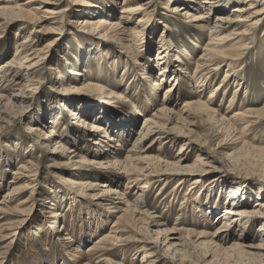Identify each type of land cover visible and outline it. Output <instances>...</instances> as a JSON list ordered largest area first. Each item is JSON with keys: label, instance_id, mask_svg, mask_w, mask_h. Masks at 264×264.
<instances>
[{"label": "rangeland", "instance_id": "1", "mask_svg": "<svg viewBox=\"0 0 264 264\" xmlns=\"http://www.w3.org/2000/svg\"><path fill=\"white\" fill-rule=\"evenodd\" d=\"M58 1L60 5L41 4L37 0H0V8L20 4L26 10L21 13L0 9V70L10 63L22 72L23 80L20 86L10 85L6 89H3L6 84L0 86V264H237L235 260L228 262L222 253L218 258L214 254L205 255L207 246L199 245L196 237L188 240L183 231L206 230L211 237L222 225L220 218L229 206L226 197L233 188H242L241 194L250 206L264 200L260 195L264 194V23L256 29L254 42L250 34L242 43L231 40L224 46L230 52H237L243 51L245 44L249 45L243 54L239 75L227 85L225 94L220 92L213 99L218 109V118L214 121L207 114L179 115L184 101L195 96L191 93L197 89L198 81L191 77L196 60L210 38L208 32L192 26L188 18L168 11L169 6L180 5L177 0L151 1L150 13L138 29L139 36L135 37L132 50L117 39L106 38L108 35H91L81 28L87 16H102L97 0H90L92 5L85 0ZM111 1L112 10L108 9L111 20L122 21L124 0ZM236 5L224 13L211 10L208 14L211 28L214 29L216 15H231ZM41 6L61 12L49 14L39 9ZM202 6L197 12L208 11L205 4ZM31 9L37 15H26ZM139 16L133 17L129 28L136 27ZM45 26V31H34ZM227 32H222V36ZM29 35L37 36L33 48L25 53L19 51L16 56L23 38ZM163 38L172 45L165 58L170 62L169 69L178 68L173 75L180 77L177 83L173 76L161 88H155L153 81L160 75L156 61ZM36 49L41 52L40 62L30 79L25 75L28 63L21 59ZM101 52L107 55L100 56ZM176 56L183 61L181 66ZM99 67H103V72H99ZM227 69V66L222 68L203 91L202 101L209 99ZM169 74L172 72H168V77ZM89 83L98 84L101 89L93 91L86 87ZM171 84L176 89L172 91V103L167 104L170 110L164 116L167 120L163 128L176 139L163 140L162 144L158 139L152 150L140 154L133 147L137 133L145 117L162 106ZM238 85L246 88L236 97L233 107L230 101ZM246 110L245 121L216 129L218 119L228 120L235 112ZM58 115L62 117L56 123ZM121 119L130 124L122 137L115 128ZM94 123L116 138L100 157L93 154L102 151L103 146L95 142L107 141L103 137L107 134L91 132ZM54 127L56 137L51 141L45 139ZM84 130L87 135L91 134L87 136L92 140L91 146L81 139ZM57 141L69 151H80V156L87 157V164L74 165L72 162L77 158L71 160L73 155L67 150L56 152ZM182 144L184 149H180ZM118 149L122 151L120 159L135 153L132 165L147 166L146 161L137 158L146 155L153 159L149 168L156 166L167 174L151 175L147 178L148 184L144 177L138 183H129V176L122 170L105 163ZM198 154L208 163L206 166L193 169L192 173L183 174L178 170L175 164L178 156H188L180 164L188 166ZM153 157L160 161H154ZM20 164L35 169L30 179H17L21 172L26 174L19 169ZM131 176L133 179L136 175ZM68 179L77 183H69ZM83 180L96 186L78 185ZM107 180H112V185ZM105 182L117 193H105L102 187ZM143 184L146 187L139 188ZM193 194L197 199L191 202ZM129 206L132 223L119 224L118 217ZM202 208L213 211L207 225L200 212ZM262 225L263 220L259 219L244 223L242 229L232 228L235 238L225 237V241L219 239L216 243L224 249L238 243L247 245L246 249L253 254L238 264H264V251L257 249L264 244ZM176 226L183 231L166 232ZM243 235L241 241L239 238ZM68 236L70 239H65ZM108 236L113 239L104 241V249H92ZM209 239L202 238L199 242Z\"/></svg>", "mask_w": 264, "mask_h": 264}, {"label": "bare ground", "instance_id": "2", "mask_svg": "<svg viewBox=\"0 0 264 264\" xmlns=\"http://www.w3.org/2000/svg\"><path fill=\"white\" fill-rule=\"evenodd\" d=\"M37 1L41 2V4H43V3H49L51 5H60L61 4V2L58 0H37ZM85 1H86V3L89 2L90 5L94 4V3L90 2V0H85ZM92 1H94V0H92ZM151 1H153V0H150L149 2H143V0H124L123 6H122V17L120 18V19H122V21L114 22L111 20L110 15L108 14V11L112 10V3H111L112 1L111 0H97L96 2L99 4V6L98 5L97 6H98V8H100L102 10V12H101L102 16H98L97 18L90 17V15H89V17L87 16L82 21L81 25L82 24H84V25H82L81 28L90 32L91 35L95 34V33L99 34V37H104V36L108 35L109 37H106V38H108V39L111 38V39H115V40L117 39L126 48H130V47L132 48L134 45L133 43H134L135 37L139 36L138 32H140V30H138V29L143 27L144 18L147 17L150 13L149 12L150 10H148V9L151 6ZM177 1L180 3V5L169 6L168 11H170L174 14H180L183 16V18L184 17L188 18L189 21L193 22V24H191L192 26L196 27L197 29H199L202 32H205V33L208 32L209 38H210V42L205 45V48H202L203 54L196 60V64L194 63L195 64V69L193 72L194 75H192L191 78L198 81V82L196 83L197 89L191 93V96H193V95H195V96L184 101L183 107H181V111H179V113H180L179 115L182 116L184 114H187V116H188V115H191L192 113L207 114V116L210 120L215 121L216 118H218V109H216L214 107L213 103H215V101L213 99H214V97L218 96V94H220V92L225 94V90L228 87L227 85H229L230 81H232L234 79V77H237V75H239V73L241 71L240 70L241 64L243 61V54L245 53V49H247L249 47L248 44H245V46L243 47V51H240L241 50L240 49L237 52H230L228 50V48H224V46L226 44H228L227 41H231V40H236L237 42L242 43L243 41L248 40V35H250V34L252 35V38L251 37L250 38L254 42V39H255L254 36L257 32L256 29L258 28L260 23H262V24L264 23V0H177ZM241 3H248V4H241ZM202 4H205V9L208 10L207 12H197L199 9L204 8V6H202ZM234 4H237V5L233 9V13L231 15L218 14L215 16V23L213 26L214 29H212L211 26L209 25V21H208V20H210L209 15H208L209 12L211 10H213L214 12L219 11L221 13H224L225 11H228L229 7L233 6ZM40 8L44 9V6L39 7V9ZM0 9H2V10H13V11L17 10V12H21V13L26 11L24 9V7H22L20 4L15 5V6H11V5L2 6ZM55 10H58V9H46V8L44 9V11L49 13V14H56L57 15L58 13L61 12L60 10H58V11H55ZM194 10H196L195 11L196 13H193ZM27 12H29V13L26 15H37L36 13L34 14L35 11L33 12L32 9L27 11ZM91 12H89V13L91 15H93L94 11H91ZM137 15H140V16L138 18V21L135 22L137 24L136 27L129 28L128 24H130L133 17L137 16ZM40 21L41 20H39V22ZM121 24H124V25H121ZM54 28H52V29H54ZM242 28H244V29H242ZM44 29H47L46 26L41 27L40 29H37V30L35 29L34 31L41 32V31H45ZM224 31H228V32L226 33V35L222 36V34H223L222 32H224ZM36 38H37L36 35H29L27 37H24L22 42L20 43V46L18 47L16 56L20 53L19 51H22V53H25L29 49L33 48V46H34L33 43L35 42ZM160 42H161V45L159 46L157 61H156L157 67L160 69V72H159L160 75L157 77V79H154V81H153L155 88H161L167 82L168 79L173 78V76H174L173 74L176 73V70L178 69V68L169 69L170 62H169V60L165 59L169 55L168 54V52H169L168 48L170 46H172L170 41L167 40L165 42L164 38H163V41L160 40ZM224 42H227V43H224ZM131 48L129 50H132ZM137 50H138V48H137ZM99 51L100 50L98 49V52ZM133 52H134V49H133ZM32 54H35V55L33 57H31ZM100 54H101L100 56H103V54L107 55V52H103V53L101 52ZM40 55H41V52L38 49H36L31 54H26L21 59L23 62L28 63V65L26 66V70L28 73H25V75H27L28 77H31V75L33 76V73L35 72L34 69H36V66L40 62V58H39ZM103 58H101V59H103ZM188 58L190 59V57H188ZM175 60L180 62L178 66L182 65L183 61L179 57L176 56ZM113 61L115 63L116 60L114 59ZM225 66H227L228 69H227V71H225L223 80L216 85V88H214L213 91L210 92L209 99L206 101H202L200 96L203 94V91L212 83L211 81L216 78L218 72L222 68H224ZM99 70H100L99 72H103V67H99ZM180 70L182 71L183 69H180ZM0 72L2 73V77L0 76V86H3L4 84H6L3 87V89H6L10 85H16V86L22 85V83H23L22 72H20V70H18V69H14V66H12L10 63L7 64L6 68L3 67L0 70ZM168 72H172L171 76L169 74V77H168ZM73 74H79V73L73 71ZM179 77H180V75L174 76L175 83H177V80H179ZM30 79H33V78L31 77ZM85 85H87L86 87H89V89L91 88V90H93V91L95 88L101 89V88H99L98 84L89 83V84H85ZM170 86L171 87L166 89L165 97L163 99L164 102H163L162 106L157 108V111H155L153 113V115L145 117L142 128L137 133L138 137H137L136 142L134 143L133 147H137L139 149L140 154H143V152H148V151L152 150L154 148V145H153L154 141H157L158 139H159V141L161 140V144H162L163 140L165 142H170V141L176 139L174 137V135H171L169 131H167L166 129L163 128V125H164L165 121L167 120L166 118H164V116L166 114H168V112L170 110V109H168L167 106H169V105H167V104L172 103V96H174V93L172 91H174L175 87L172 84ZM245 88H244V85L243 86L238 85L235 88L233 97L230 101V106H233V103L235 102L236 97ZM91 90H89V91H91ZM247 92H248V89L246 90V93ZM197 97H199V98H197ZM65 109H67V111L69 110L68 108H65ZM247 113H248L247 110L245 112L237 111V112H235V114H233L231 116V119H228V120H226V117H222V118L217 120L215 127H216V129L219 128V130L221 128L226 129V127H228L230 124L232 125L233 123L235 124V122L238 123L242 120L245 121V117H246L245 115ZM61 117H62L61 115H58L57 118L55 119L56 120L55 122L56 123L59 122V119ZM126 118H128V117L125 116L124 119L127 120ZM177 120H178V117H177ZM225 120L228 121L229 123H226ZM231 120H233V121L231 122ZM82 121L84 122V120H82ZM226 124H228V125H226ZM129 125L130 124H128L127 122H124L123 119L120 120L119 125H117L115 127L117 129V132L120 133L119 136L122 137V135H124L127 132V128ZM246 126L247 125L245 124V127H243V131L246 129ZM112 128H114V127H112ZM90 131L93 133H96V135H100L101 132L107 134V130H105L104 127H101V125H99V123L92 124V128L90 129ZM83 134L81 135V139H83V142H84V140H85V142H87V144L85 143L86 145L91 146L90 141H92V140L87 137V136L90 137L91 134L87 135L88 133L86 132V130H84ZM52 137H56L55 127L52 128V133L49 136H47L45 139L51 141ZM103 137H106L107 141H103V140L97 141L98 140L97 139L95 142V144H97L99 147L103 146V148L101 147L102 151H97V152L95 151V153L93 154L95 157H100L102 154L105 155L107 153V151H105V150H108L107 148L112 146L111 142L114 141V139L116 140V138L109 136L108 134H107V136L103 135ZM148 140H149V144L147 143V145H146V142ZM118 145H120V144H118ZM55 147L57 149L56 152H62L64 150L65 151L67 150L70 155H73V157H71V160L74 158H77L78 161H75L77 159H75L73 162L71 161L74 165H77V164L85 165V164H87V162H85V161H88L87 157L82 156V155L80 156L79 155V154H81L80 151H78L77 153L74 150L69 151L63 143L58 142V141L56 142ZM180 149H184L183 144L181 145ZM120 150L121 149H118L117 151L115 150L116 151L115 154L113 153L114 157L111 159L109 158V161H105V163H108V165H112L114 168L118 167L120 170H122V172L125 174V176H129L128 177L129 183H138V182L142 181L143 177H144V180L146 181L145 184H148L149 182H148L147 178L150 177L151 175H153V176H161L162 175L163 176V175L167 174L165 171L162 172L161 169H156V166H152V168H149V166L151 165L150 161L153 159H151V157H148L146 155L139 156L137 158H140L141 160L146 161L147 166L143 165V166L139 167L138 165H134L135 164L134 161L136 160V158H133V156L135 153H131V154L127 155L124 160L120 159V155L122 153V151H120ZM129 151H131V149ZM182 151H184V150H182ZM87 152H89V151H87ZM89 153H91V152H89ZM177 154H179V153H177ZM178 157H179V159L177 160V162L175 164L178 166V170L182 171L183 174L190 173V172L192 173L193 169L198 170V169H201V168H203V166H206L208 164L204 160L203 156L198 154L192 165L181 166L180 164L182 163V161L187 160L189 157L183 156V155H180ZM106 158H108V157H106ZM156 159L154 158V161L155 160L160 161L158 158H156ZM148 160H149V162H148ZM132 162L134 163L133 165H132ZM29 164H31V163H29ZM19 169H23L26 171V174H23L24 172L20 173L21 176L19 175V177H17V179H19V180L22 178H27V177L30 179L32 174H34V170H35L34 168L32 170L31 166H28L25 164H22V165L20 164ZM145 169H146V171H144ZM149 170H150V172L147 173ZM72 175H76V174L72 173ZM131 175H136V176H135V178L132 179ZM183 178L185 180L187 179L186 177H183ZM70 179H68V181ZM184 179H182V180H184ZM182 180L180 181L181 183H182ZM70 182L72 184L77 183L76 181H69V183ZM107 182L111 183V185L113 183L112 180L111 181L107 180ZM194 182H197V181H194ZM108 183L105 182L102 186V187H104L103 188L104 192L110 193V194L111 193H113V194L117 193L116 191H114L111 188V185ZM80 184L83 186L91 187V188L96 186V184L94 185L91 182L84 181V180L79 182L78 185H80ZM145 184L140 185L139 188L142 189V188L146 187ZM98 185H100V184H98ZM241 189L242 188H240V187H236V188H233L230 190L228 196L226 197V200H228L227 203L229 204V206L225 207L224 212L222 214V217L220 218L222 220L221 221L222 225L220 227H218L214 233L211 234V237H209L210 236L209 232H206V230L205 231L202 230V232H197V230H195V229L183 231L182 228H178L177 226L172 228V230H166V232L180 233V230H182L184 232V234L187 236L188 240H190L189 239L190 237L198 238L197 242L199 243V245L207 246L208 250H206V252L204 253L205 255L210 254L213 256V254H214V258H218V255L222 253V255H224V259H227L228 262L235 260L234 262L237 264L240 261L242 262V261L246 260L248 258V255L253 254L252 252H250L246 249L247 245L244 246V245L238 243V244L233 245L230 248L224 249L221 246H218V243H216L219 239H221L222 241H225L226 240L225 237L233 238L234 235L231 234L232 228L238 227L239 229H242L244 223H249L251 221H257L258 219H259V221L263 220V223H264V200L255 203L254 206H250L251 203L247 200L245 195H244V197L242 196L243 194H241ZM194 195L195 194L191 195V197ZM260 195L262 196V199H264V194L262 192L260 193ZM193 198H192V200H189V201H191V202L194 201L195 199H197V196H194ZM200 207H201V205H200ZM129 208H130V206L127 209L122 210L123 212L118 217V221H117L119 224H125V225L129 226V224L132 223V221H131L132 216L129 214V210H128ZM193 208L195 209V205L193 206ZM119 211H121V210L119 209ZM200 212L203 216V220H204L203 222L206 225L209 224L210 223V217L209 216L211 214H213V211L208 210L206 212L202 208V210ZM93 213H94V211H93ZM142 213H144V212H142ZM104 218H106V217H104ZM261 230H262V234H264V225H262ZM244 235L241 236V238H239L241 241L244 239ZM115 237L117 239V235L114 236V238ZM261 237L263 238V242H264V235ZM202 238H210V239L207 242H205V241L199 242V240H201ZM65 239H70V238L68 236V237H65ZM112 239H113L112 236H108V237L104 238L102 241H99L96 245H94V247L92 249H94V248L95 249H104V248H102V244L104 243V241L112 240ZM257 249L264 251V244H261V246H258ZM66 252L69 254V251L66 250ZM149 254L150 253H148L147 255H149ZM237 254H239L240 257L237 258ZM251 258H252V256H251Z\"/></svg>", "mask_w": 264, "mask_h": 264}]
</instances>
